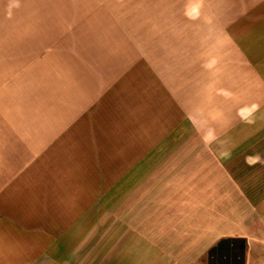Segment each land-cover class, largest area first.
<instances>
[{
  "label": "crops",
  "instance_id": "obj_1",
  "mask_svg": "<svg viewBox=\"0 0 264 264\" xmlns=\"http://www.w3.org/2000/svg\"><path fill=\"white\" fill-rule=\"evenodd\" d=\"M256 154L264 0H0V264H264Z\"/></svg>",
  "mask_w": 264,
  "mask_h": 264
},
{
  "label": "rangeland",
  "instance_id": "obj_2",
  "mask_svg": "<svg viewBox=\"0 0 264 264\" xmlns=\"http://www.w3.org/2000/svg\"><path fill=\"white\" fill-rule=\"evenodd\" d=\"M95 215L89 217V225L85 226V243H73L72 255L75 256H97L103 248L98 247L101 243H106V254L113 253V221L112 217Z\"/></svg>",
  "mask_w": 264,
  "mask_h": 264
},
{
  "label": "clouds",
  "instance_id": "obj_3",
  "mask_svg": "<svg viewBox=\"0 0 264 264\" xmlns=\"http://www.w3.org/2000/svg\"><path fill=\"white\" fill-rule=\"evenodd\" d=\"M256 108L257 106L254 105L253 109L255 110ZM212 139L214 140L215 137H212ZM225 158H230V153L225 154ZM262 160H264V158L260 157L259 154H256L254 156L245 157V163L249 164V166H253L255 163H260Z\"/></svg>",
  "mask_w": 264,
  "mask_h": 264
}]
</instances>
